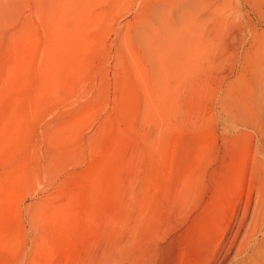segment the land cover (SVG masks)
Here are the masks:
<instances>
[{
    "label": "rangeland",
    "instance_id": "1",
    "mask_svg": "<svg viewBox=\"0 0 264 264\" xmlns=\"http://www.w3.org/2000/svg\"><path fill=\"white\" fill-rule=\"evenodd\" d=\"M54 1L0 0V264H192L264 180V0Z\"/></svg>",
    "mask_w": 264,
    "mask_h": 264
},
{
    "label": "bare ground",
    "instance_id": "2",
    "mask_svg": "<svg viewBox=\"0 0 264 264\" xmlns=\"http://www.w3.org/2000/svg\"><path fill=\"white\" fill-rule=\"evenodd\" d=\"M12 1L13 0H11V2ZM41 1L46 2V0H41ZM57 1L60 2L59 0H57ZM2 2H4V1H2ZM15 2H17V0H15ZM20 2H22V1H20ZM42 2H41V4H42ZM61 2H60V4H61ZM63 2H62V4H63ZM73 2H74V5L77 3L76 0H70L67 4L63 5L62 7L67 8V6H70ZM1 3H0V6H1ZM46 3H48V2H46ZM80 3L82 4V1ZM2 5L5 6V2ZM58 5H56V6H58ZM79 6H80V4H79ZM1 7H3V6H1ZM13 7H14V5H13ZM47 7H49V9L51 8L53 11L52 7H50L49 5ZM76 7L79 8L78 6H75V8ZM61 8L59 6V8H57L53 12L58 14V15L60 13L66 12V10H64L65 8L64 9H61ZM13 9L16 11L17 7H16V9L15 8H13ZM49 9L47 11H49ZM82 9H83V7H82ZM10 10L12 11V9H10ZM52 11L49 14L50 16L53 13ZM68 11H70V10H68ZM77 13L80 14V12H77ZM82 13H83V11H82ZM82 13L80 15H82ZM63 16H65V15H63ZM55 17L57 19V16H55ZM68 17H72V18L74 17V19L76 21H78V19H79L78 15L71 16L68 14L67 18ZM77 26H80V25L77 24ZM56 28H57V25H56ZM54 32H55V29L53 27V33ZM73 34H75V33H73ZM57 38L59 39V37H56V39ZM60 39H61V37H60ZM60 39L58 41H60ZM70 40H72V39H70ZM67 41H69V39ZM60 45L63 47V44H60ZM51 46H53V44ZM68 46H69V44H68ZM68 46H66V48ZM56 47H55V49H56ZM51 49L52 48H50V50ZM57 49H59V47ZM50 50L48 47L47 51H50ZM61 50H67V49L63 48ZM56 52H59V51H56ZM54 54H53V56H54ZM56 55L58 56V53ZM53 56H51L52 59H54ZM57 56L56 57L54 56V57L57 58ZM48 58H50L49 53H48ZM48 58H46V59L48 60ZM52 61H50V62H52ZM55 66H57V64ZM56 69H59V68L57 67ZM48 70H50V69H48ZM56 71L58 72V70H56ZM54 76L56 77V76H58V74L56 73V75H54ZM262 162L264 164V157L262 159ZM233 185L234 184H232L230 187L228 186L226 191H224L226 194H228L226 196V200L223 201L224 198L221 196V198L217 202V207L215 206L216 210L214 211V209H211V212L214 211V213H213L214 215L212 217V221L211 222L208 221V225L210 227V231L208 234V237L209 236L210 237L208 238V241H210L212 243L209 244L208 246H206V243H205L204 247L201 249V252L199 254L198 259L197 260L195 259L192 262V264H264V180L260 181L259 184L256 186V188L254 185H252V187H250L251 190H250V193L247 195L248 197L245 200V204H244L243 212H242L243 214L241 216H240L241 213L239 212L241 202H239L231 209V211H230L231 217H229L228 219L226 217V218H224L225 219L224 221L218 222L217 217L219 216V214L217 211L219 209H222L224 211V209H225L226 213H227L229 205L233 201V200H231L230 202H228V199L233 194V189H231Z\"/></svg>",
    "mask_w": 264,
    "mask_h": 264
}]
</instances>
